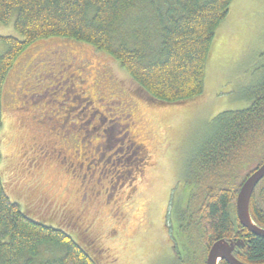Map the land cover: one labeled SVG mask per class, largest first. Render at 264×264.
I'll use <instances>...</instances> for the list:
<instances>
[{
  "label": "rangeland",
  "instance_id": "374dc122",
  "mask_svg": "<svg viewBox=\"0 0 264 264\" xmlns=\"http://www.w3.org/2000/svg\"><path fill=\"white\" fill-rule=\"evenodd\" d=\"M140 17L154 26L152 11H133L123 19L127 33ZM7 36L20 38L13 20L0 24V37ZM7 49L0 43V55ZM263 79L264 0L233 1L211 47L203 99L187 104H152L116 62L91 46L65 38L37 41L14 63L3 93L7 193L44 224L93 252L101 249L104 264H183L188 255L181 244L171 248L178 234L170 219L174 193L184 212L190 190L184 181L212 121L248 108L250 91ZM79 95L87 100L80 103ZM127 130L148 158L137 161L135 150L121 144ZM89 140L105 144L100 167L107 176L84 181ZM35 144L57 150L43 156ZM59 152L74 165L83 162L82 171L62 163ZM61 254L42 250L43 259Z\"/></svg>",
  "mask_w": 264,
  "mask_h": 264
},
{
  "label": "trees",
  "instance_id": "16d2710c",
  "mask_svg": "<svg viewBox=\"0 0 264 264\" xmlns=\"http://www.w3.org/2000/svg\"><path fill=\"white\" fill-rule=\"evenodd\" d=\"M233 1L161 0L159 7L154 0H0V24L13 20L20 36L0 37L8 48L0 55V147L4 88L14 63L33 43L65 38L86 44L116 62L152 104L192 103L203 99L211 47ZM137 10L152 11L154 26L140 17L127 33L123 19ZM249 97L248 108L214 118L184 181L190 186L186 210L173 202L175 242L188 255L181 259L183 264H206L216 242L234 239L245 243L235 255L239 261L264 264V238L245 229L236 212L243 183L264 163V79ZM2 159L0 148V264H104L98 256L101 249L91 251L12 201L3 181ZM250 214L264 229V179L251 198ZM44 248L62 254L43 259Z\"/></svg>",
  "mask_w": 264,
  "mask_h": 264
},
{
  "label": "flooded vegetation",
  "instance_id": "af4514ba",
  "mask_svg": "<svg viewBox=\"0 0 264 264\" xmlns=\"http://www.w3.org/2000/svg\"><path fill=\"white\" fill-rule=\"evenodd\" d=\"M68 80H70V79H68ZM72 93H73V91H72ZM83 95H79V97H77V101H79L80 103L81 102H84V101H86L87 99H84L83 97H82ZM84 114V113H83ZM88 124V123H87ZM83 129V128H82ZM83 130H85V129H83ZM94 130H97L96 128L94 129ZM84 132V131H83ZM85 134H86V131L84 132ZM119 133H121V131H119ZM57 135H59V134H57ZM124 137L122 138V140H121V144H126V143H128V145H127V150H128V152L130 151V150H135L134 151V155L136 156L135 157V159L137 160V161H139V158H141L142 157V159H145V158H148L147 156H145V151H146V149H145V147H144V145L143 144H140V143H138L136 140H135V138L134 137H132V136H130V131L129 130H127V131H125L124 132ZM86 136L84 135V137L81 139V143H83V140L84 139H86L85 138ZM99 138H97L96 140H98ZM101 142H99V141H97V143L96 144H94L93 143V141H88V145H90V149L87 151L88 152V157H86L85 158V160H84V163L85 162H88V166H87V171H88V173L87 174H85L84 176H83V179L82 180H86V179H88L89 177L90 178H94V176H96L97 174H101V176L102 177H106L107 175L104 173V175H103V173H101V171L102 172H104L103 171V168H101L100 166H101V164H102V160H104V156H105V154H106V151H107V149L105 148V144H100ZM36 145V149H37V151L39 152L40 151V154H44L43 156H45L46 155V153H50V154H53L54 155V153L56 152V150L57 149H52V148H50L49 146H47V145H42V144H35ZM103 152V153H102ZM122 152V151H121ZM37 157H42V156H37ZM56 157L57 158H59L60 159V161L63 163V162H69L68 161V158L67 157H64V156H62L61 155V152H59L58 154H56ZM62 158V159H61ZM134 159V160H135ZM72 166H75V168H76V165H78L79 167H78V170L77 171H79V170H81L82 171V168H83V166H84V163L83 162H80V163H77L76 165H74V163L71 161V162H69ZM39 167H40V165H38L37 166V170L39 169ZM100 167V168H99ZM91 171V172H90ZM121 174H122V172H120L119 173V175H118V177L119 178H121ZM89 175V176H88ZM176 199V196H175V198L173 199L172 198V201H171V208H172V214H171V222H173V224L177 221V217H176V215H175V207L176 206H174L173 205V202L174 203H176V204H178V200L176 201L175 200ZM165 218V217H164ZM164 225H165V220H164ZM177 227V226H176ZM177 229H178V227H177ZM175 239H177V237H173V240H171V245H172V250L173 251H175V248H176V246H174L175 245ZM228 241H231V242H242L243 244H244V246L243 247H239V246H235V248H234V251H233V255H234V257H235V255H237L239 252H240V250H242V249H244L245 248V243L242 241V240H236V239H234V240H228ZM175 255V254H174ZM236 258V257H235ZM206 260H207V258H206ZM220 262H226V261H220ZM227 263V262H226ZM228 264V263H227Z\"/></svg>",
  "mask_w": 264,
  "mask_h": 264
},
{
  "label": "water",
  "instance_id": "95a60500",
  "mask_svg": "<svg viewBox=\"0 0 264 264\" xmlns=\"http://www.w3.org/2000/svg\"><path fill=\"white\" fill-rule=\"evenodd\" d=\"M264 179V163L259 166L255 172L249 176L243 183L236 201L237 217L241 225L251 234L264 238V229L258 227L252 220L250 214V201L257 186ZM235 246L243 247L242 242H231L220 240L210 249L206 264H219L220 261H226L228 264H245L234 257Z\"/></svg>",
  "mask_w": 264,
  "mask_h": 264
}]
</instances>
